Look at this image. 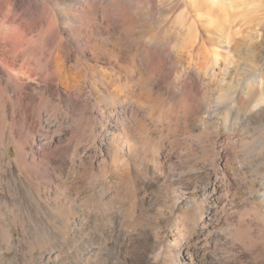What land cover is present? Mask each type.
Listing matches in <instances>:
<instances>
[{
	"label": "rangeland",
	"instance_id": "374dc122",
	"mask_svg": "<svg viewBox=\"0 0 264 264\" xmlns=\"http://www.w3.org/2000/svg\"><path fill=\"white\" fill-rule=\"evenodd\" d=\"M245 13L0 0V264H181L213 184L209 252L264 264V0Z\"/></svg>",
	"mask_w": 264,
	"mask_h": 264
},
{
	"label": "bare ground",
	"instance_id": "6f19581e",
	"mask_svg": "<svg viewBox=\"0 0 264 264\" xmlns=\"http://www.w3.org/2000/svg\"><path fill=\"white\" fill-rule=\"evenodd\" d=\"M251 1L252 0H239V1H236V0H196V4H197L198 8H200L202 10H206V13L208 14L210 22H212L213 16L217 12H220L222 14V16H223V14L225 15V14L230 13V12L232 13V16L241 13V11L247 13L248 7L251 6ZM246 13H245V15H246ZM225 16H227V15H225ZM229 19H231V18H229ZM230 23H231V21H230ZM6 33H7V41L9 43V45L11 46V48L14 51L20 50L24 43L20 39H18V34L16 33V31L14 29H7ZM49 33H50V28H47L45 31V34L47 35ZM32 50L37 51V45L35 42H30L28 44L27 48L25 50H23V54L28 53ZM48 65H49V62L47 61L41 67L44 68L45 66H48ZM20 80H21V78H19V81ZM215 191H216V185L213 184L211 186V189L205 192L206 196H205L204 200H205V203L207 205L206 206L207 210L211 213V216H209V217H213V220L215 219V221H216L219 217L218 216L219 214L217 211L218 210L217 205H218L219 201L213 197V193ZM256 194H257V192H256ZM257 199L259 201V207L261 206L264 209V193L262 194V196L258 195ZM202 207H203V203H202ZM215 221H211L209 219L206 222L200 223L196 227L197 228V231H196L197 234L195 237L197 238L198 242L195 244L194 247H191L190 245L185 246L184 258H182L181 264H219V262L216 259H214L212 254L209 252V247H210L209 243L215 241V236L212 233H210L211 227H214V225L216 224V223H214ZM196 228H195V230H196ZM145 241H146V239H145ZM123 244H125V243H123ZM121 245H122V243H121ZM138 262H139V264H149L148 256H146V255L140 256L138 258Z\"/></svg>",
	"mask_w": 264,
	"mask_h": 264
}]
</instances>
